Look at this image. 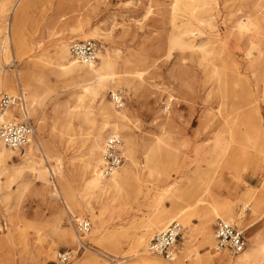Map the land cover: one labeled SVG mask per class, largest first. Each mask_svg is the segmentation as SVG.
<instances>
[{
	"label": "rangeland",
	"instance_id": "obj_1",
	"mask_svg": "<svg viewBox=\"0 0 264 264\" xmlns=\"http://www.w3.org/2000/svg\"><path fill=\"white\" fill-rule=\"evenodd\" d=\"M5 1L0 0V8ZM15 1L4 16L0 14V21L6 24L0 29V74L9 82V90L0 88V95L22 93L26 101L28 83L31 90L42 92L45 105L36 117L30 116V122L41 141L39 158L50 169L49 180L60 195L51 194L44 200L36 190L41 183L35 181V187L22 197L17 182L8 188L7 179L0 177V183L5 185L4 190L0 187V264H54L58 252L77 250V219H88L92 230L82 239L86 249L72 264H146L145 261L151 260L177 264L181 257L184 264H209L202 261L209 258L215 259L214 264H233L241 255L231 258L215 251L218 219L214 218L209 225L214 236L211 246L205 245L201 234L199 215L209 208V204L196 200L205 195L210 181L215 183L217 180L228 184L227 192L217 193L220 198H228L230 194L238 197L235 211L241 214V220L233 218L231 223L245 231L246 250L252 240L259 238L264 242V204L256 206V202L251 203L245 196L258 192L262 186L264 158L257 174H253V168H244V165H239L240 171L235 173L225 164L219 168L208 164L213 157L214 139L221 128L218 113L227 115L228 112L245 111L249 114L252 109L244 107L248 98L243 85L246 83L252 90L255 88L248 61L258 59L264 46L254 45L252 57L248 59L253 33L238 27L240 23L248 24L246 17L252 0H18L14 7ZM174 4L181 13L186 8L202 21L195 18L188 22L187 17L174 14ZM85 20H89L84 28L86 35H90L92 29L100 30L99 38L88 40L98 42L100 52L107 49L117 63L114 72L118 75L110 82L104 102L117 113L129 111L128 131L140 144L153 145L158 140L167 116L173 119L170 131L175 135L168 153L151 151L143 155L139 147L137 169L139 172L145 169V175L139 182L134 173L130 189L138 192L131 195L129 203H114L113 209L108 211L100 207V202L90 200L98 212L96 222L86 210L80 218L69 202L75 200L84 205L72 168L83 164L94 128L78 118L71 119V128L66 126L67 112L76 106L80 95L91 107L92 120L102 124L100 103L103 100L101 97L94 100L86 92L93 82H80L59 74L54 59L61 39H67L69 46L74 41H88L72 38L75 35L73 28ZM172 20L175 23L172 24ZM184 32H189L183 35L184 43L191 44L194 49L177 48L172 44L173 38ZM206 55L209 57L207 62L203 59ZM124 60L132 64L127 68L129 71L143 72V87L136 85L132 89V85L123 81L128 77L121 74L125 69ZM98 63L99 59L96 67ZM214 68L221 73V91H217V82L212 78ZM37 74L43 77L49 92L39 89L40 83L34 77ZM114 93L124 99V107L120 110L112 102ZM169 94L174 98L172 107L168 105ZM256 96L251 99L258 101L264 128V94L259 90ZM167 106L169 111H166ZM38 117L43 130L37 125ZM210 120L213 124L206 129ZM108 137L106 134L105 141ZM21 162L20 158L14 159V164ZM128 163L125 158L124 166ZM154 164L161 167L163 176L156 182H147L146 174ZM58 165L61 167L59 172ZM60 177L64 178L62 185ZM23 180L29 181V176ZM64 188L69 189L68 194ZM176 188L182 192H173ZM7 195L10 200L5 201ZM159 196L164 200L155 204L154 200ZM245 204L249 207L243 210ZM180 211L191 216V222L185 228L183 222L177 220L182 235L176 247V261L169 262L150 254L147 244L149 246L152 238L173 222L166 219L169 213ZM165 219L167 222L162 223ZM151 224L154 234L141 249H133L135 239L143 236ZM95 226V235H92ZM68 230L72 231L71 239L64 238L63 232Z\"/></svg>",
	"mask_w": 264,
	"mask_h": 264
},
{
	"label": "bare ground",
	"instance_id": "obj_2",
	"mask_svg": "<svg viewBox=\"0 0 264 264\" xmlns=\"http://www.w3.org/2000/svg\"><path fill=\"white\" fill-rule=\"evenodd\" d=\"M176 1L177 0H175V2ZM12 3L13 0H6L5 3L1 5L0 14H3L4 16L6 12L9 11ZM128 3L131 4V2ZM16 5H18V0L15 1L14 7ZM172 10L174 14L178 13L179 15L183 16V18L187 17L188 22H191L192 19H197V17L190 14L186 8L185 12L181 13L175 4L172 5ZM208 13L209 12L207 11L206 14ZM246 20L248 21V24L240 23L238 24V27L239 30H248L252 31L253 33V42L251 43V48H249L247 51L248 59H250L252 57L251 55L254 45L255 47L264 46V0L251 1L250 11L246 17ZM197 21L201 22L202 20L197 19ZM0 23V29H2V27L5 28L6 24L4 25V21L2 20ZM171 23L173 24L175 21L172 20ZM88 24L89 20L79 22V24L73 28L74 30H72V32L75 34L72 38H77L78 40L99 38L100 30L97 28L92 29L90 35L85 34L84 28ZM188 33L189 32H184L174 37L172 42L174 47L182 49L184 47H193L194 49L195 47L191 44L184 43L183 38ZM54 59L59 74L69 76L72 80L80 82H93L90 87L86 89V92H88L89 97L93 98L94 100H96L97 97H101V100H103L102 103H100V112L104 119L102 124H96L95 120H92V113L90 111L91 107L85 104L84 97L80 95L77 97L78 99L76 106L67 112L69 121L67 122L66 126L67 128H71V119L78 118L82 121V123L90 124L94 128V131L91 132L93 138L90 140L89 146L86 149L85 160H83V164L77 167L74 166L72 168L75 174V180L76 182H79L80 185L78 194L84 199V205L76 202L75 200L69 202L72 206L71 209L74 210L80 218H83L82 216H84V210H86V212L91 215L93 222H96L98 212L90 200H94L97 204L100 202V207L108 211L113 209L112 206L114 203H129L131 195L135 192H138V190L133 191L130 189V183L133 179L132 177L134 173H136V176L140 179L139 182H142L141 177L144 174L143 171L145 170L142 169L139 172L137 169L138 163L136 160L137 154L140 150L139 147L141 148L143 155L150 154L151 151L158 153H168L170 148L169 144L175 141V135L170 131V125L173 123V119L171 116H167L164 119V125L160 129L161 134L158 136V140H156L153 145H148L146 142L140 144L138 141H136L130 131H128L129 127L127 121L130 116L129 111L123 110L121 113H117L111 107V105H108L104 102L105 93L109 89L111 84L110 82L114 81V76L118 75L114 72L117 63L113 60L111 53L107 49L104 52L99 53V63L97 64V67L95 66L96 64L87 67L80 64L75 58L71 56L68 40L61 39L57 45ZM203 59L206 62L209 61V57L207 55ZM248 63L252 66L251 73L255 79V88L252 90L249 84L246 85V83H244L243 86L246 90V97L248 98V101L244 107H251L252 109L249 110V114H247L245 111L228 112L227 115H223L221 112L218 113V119L221 117V120L219 121L221 128L219 131H217L216 137L214 139L212 147L213 157L211 158L212 160L208 162V164L210 166L214 165L216 168H219V166L225 164L234 170L235 173L240 171L238 169L239 165H244V168H253V174H257V171L261 167V163L264 158V128L263 117L258 107V101L257 99L251 98L253 96L257 97L256 94L259 92V90H261V92L264 94V85H260L261 83H264V52L260 51L258 59L251 58ZM122 64L124 65L125 69H122L121 74L128 76L125 77L123 81H126L127 84L132 85V89H134L136 85L143 87V85H145L143 72L129 71L127 68H129L132 64L128 60H124ZM262 66L263 68L260 69ZM212 76V78L217 82V91H221L222 87L220 71L214 68L212 70ZM34 77H36L40 83V90H48V92L50 91V88L44 84L45 80L43 81V77L40 74H37V76ZM29 85L30 83H28L26 88L29 91V94L25 106L18 110L19 115L23 120H31L32 118L30 116L36 117L39 109H43L46 102L43 100V97H41L42 92L40 91L41 93L39 94L38 90H31ZM0 88L4 91L9 90V82L1 74ZM168 96V105L172 107L174 98L171 94ZM27 101H29V105L27 104ZM39 120L40 117L37 118V125L40 130H43L44 126L39 123ZM205 120L207 121V118ZM210 123L211 124L209 125L206 123V129L211 127L213 121ZM106 134L109 136L118 135L122 138L123 155L124 158L127 159V162H129L128 166L123 165V167H121L111 178L108 179L103 178L100 174V168L103 164V150L106 142ZM40 148L41 141L37 135H35L31 139L30 143L25 147V154H20V151H12L8 149L0 140V177H5L7 179L8 188L17 182L20 185L22 197H24L25 193H28L32 187H35V181L40 182L41 185L39 190L38 188L36 189L37 193L43 196L44 200H47L49 195L52 194V196H58L60 193L58 192L57 188L55 189V186H52V183L49 180V172H51L49 171L50 169L48 170L44 166V160L39 158ZM15 158H20L22 162L20 164H14ZM202 162L204 161H199V163ZM56 168L58 169V172L61 171V167H59V165ZM244 168H242V173L245 172V170H243ZM28 176L30 180L24 181L23 179ZM146 176H148L147 182L150 180H153L152 182H156L163 176V171L159 165L154 164L151 166V169H149L148 175L146 174ZM22 180L23 182H21ZM62 180H64V178H61L60 180L61 185L63 182ZM207 186L208 189H206L205 195H202L201 198L196 200V202L201 204H209V208L202 210L199 218L202 220L201 234L205 245L210 244L211 246L214 242V236L209 231V225L212 224L214 218L232 222L231 220H233V218H239L241 220V214L239 215V213H236L235 211V203L238 201V197L236 198L235 195L232 196L230 194L228 198L222 199L217 195V193L220 192H227L228 184H225L223 180H217L215 183L210 181ZM0 187L2 190H4L5 185L0 183ZM64 190L66 194H68L69 189L64 188ZM177 191L180 193L182 192L178 188L173 190V192ZM245 196L250 198L251 203L256 202V206L263 205L264 182L262 183V186L258 192H254L252 194L247 193ZM4 199L5 201L10 200V195H7ZM163 200L164 197L159 196L154 200V203L159 204ZM248 207L249 205L245 204L243 210H246ZM190 218L191 216L185 215V213L180 211L176 214L173 212L169 213V217L166 219H168V221L170 220V222L173 220L172 223L177 222V220L180 219L183 222L185 228H187L191 222ZM166 219L161 222L164 223ZM151 227L152 224L148 226L149 230H147L143 236H139L135 239L133 249L138 250L146 245L148 238L154 234V230H152ZM95 231L96 226L94 227V233H92V235H95ZM63 235L64 238L71 239L73 234L71 230H68L63 232ZM47 254L49 255L50 253L48 252ZM184 257L187 258V256ZM180 259L177 264H184L183 258L181 257ZM202 261H206L209 264L215 263L214 258H209ZM145 263L165 264L152 260L145 261ZM228 264L231 263L228 262ZM233 264H264V242H262L259 238L252 240L250 248L247 249Z\"/></svg>",
	"mask_w": 264,
	"mask_h": 264
},
{
	"label": "built area",
	"instance_id": "obj_3",
	"mask_svg": "<svg viewBox=\"0 0 264 264\" xmlns=\"http://www.w3.org/2000/svg\"><path fill=\"white\" fill-rule=\"evenodd\" d=\"M100 45L94 40L74 41L70 44V54L80 64L93 66L98 61ZM114 106L120 110L124 107V99L120 94L112 95ZM22 93L0 95V140L12 151H22L35 136V127L28 119H22L19 109L25 106ZM169 111V106L166 107ZM123 140L118 135H111L105 142L103 164L100 174L103 178H111L123 165L125 158L122 152ZM75 229L79 236L77 250L60 251L54 264H72L75 257L86 249L82 239L90 234L92 224L88 219L75 220ZM245 231L234 223L217 220L215 224V251L226 253L231 258L242 255L247 248ZM182 235L179 223L170 224L164 231L155 235L149 243L150 254L169 262L176 261V247Z\"/></svg>",
	"mask_w": 264,
	"mask_h": 264
}]
</instances>
